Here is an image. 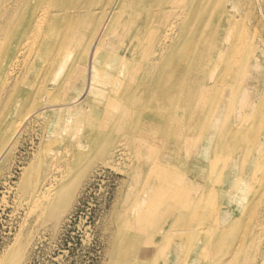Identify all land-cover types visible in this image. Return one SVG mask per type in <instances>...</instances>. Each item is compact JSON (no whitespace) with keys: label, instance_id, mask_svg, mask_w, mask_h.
<instances>
[{"label":"bare ground","instance_id":"obj_1","mask_svg":"<svg viewBox=\"0 0 264 264\" xmlns=\"http://www.w3.org/2000/svg\"><path fill=\"white\" fill-rule=\"evenodd\" d=\"M170 3L0 0V155L7 123L21 114L15 135L63 146L22 177L36 224L60 220L73 182L67 162L87 143H99L105 165L126 159L137 252L108 264H236L222 258L237 234L230 216L256 186L241 136L260 132L263 64L255 49L237 55L228 31L238 19L226 6ZM173 32L179 43L166 57ZM257 212L244 230L262 225ZM12 251L2 264H18Z\"/></svg>","mask_w":264,"mask_h":264},{"label":"rangeland","instance_id":"obj_2","mask_svg":"<svg viewBox=\"0 0 264 264\" xmlns=\"http://www.w3.org/2000/svg\"><path fill=\"white\" fill-rule=\"evenodd\" d=\"M188 1L196 7L208 3L211 8L227 7L229 13L238 19L228 31L240 41L237 43L240 47L237 55L242 57L247 50L251 53L255 49L256 60L263 64L257 73L263 76V80L264 0H176V3L180 5ZM163 2L171 4L170 0ZM178 35L173 32L166 40V57L179 43ZM232 54L231 51L228 53L230 57ZM263 97L264 89L260 94V98ZM20 118L22 114L12 117L1 136L3 141L10 143V147L0 155V264L12 249L18 264H108L110 259L119 255L133 257L137 251L130 250L138 222L135 217L128 219V214L133 216L134 211L130 210H134L136 204L133 199L128 202L124 198L129 180L128 174L122 171L126 159H111L114 167L105 165L99 143H87L80 150L78 160L67 162L70 168L65 171L73 182L69 185L71 193L67 195L60 220L36 224L37 212L21 193L22 177L33 170V162L39 163L62 150L63 146L45 149L37 136L30 137L31 134L25 132L15 135L10 127ZM259 121L261 118L255 122L256 127ZM258 128L260 132L256 134L252 128L246 130L245 136L252 137L248 141L241 136L248 144L246 154L253 157L252 168L257 167V170L253 173L256 186H248L247 198H243L239 209L230 216L238 221L233 226L237 234L233 240L234 247L227 250L229 252L222 259L231 254L238 260L236 264H264V198L256 203L258 198L264 197V118ZM240 143L239 140L238 145ZM255 209L257 217L260 215L256 217L257 221L262 225H251L246 231L243 222L250 219ZM209 238L218 242L217 235L210 234Z\"/></svg>","mask_w":264,"mask_h":264}]
</instances>
